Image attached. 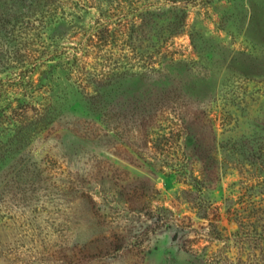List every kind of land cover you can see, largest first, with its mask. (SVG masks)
<instances>
[{
    "label": "rangeland",
    "instance_id": "374dc122",
    "mask_svg": "<svg viewBox=\"0 0 264 264\" xmlns=\"http://www.w3.org/2000/svg\"><path fill=\"white\" fill-rule=\"evenodd\" d=\"M169 11L186 15L185 32L166 36L177 62L118 92L134 102L178 86L189 105L147 103L157 118L141 134L94 124L60 54L98 18L131 26ZM11 12L25 18L18 38L0 28V264H264V0H42ZM126 35L87 50L91 72L159 58ZM187 162L193 174L160 173Z\"/></svg>",
    "mask_w": 264,
    "mask_h": 264
},
{
    "label": "trees",
    "instance_id": "16d2710c",
    "mask_svg": "<svg viewBox=\"0 0 264 264\" xmlns=\"http://www.w3.org/2000/svg\"><path fill=\"white\" fill-rule=\"evenodd\" d=\"M41 1L42 0H0V28L4 30L7 35L10 36V34H14L18 38L19 35L17 36V34H20L21 32L16 30V26L19 23L22 24V22L17 19H24L25 16L18 13H12L11 11L14 10V6L16 7L17 5V7L23 8L38 7V4H40ZM28 2H31V4H28ZM10 3H12V7H10ZM169 13H171V15L168 19L165 18L164 15L167 14L164 12L144 13L140 18V23H132L131 26L124 23L127 19H123L121 24L114 26L115 23H109L108 19L101 20V18H98L93 24H91L81 40L76 44L77 47L74 49L69 48V50H73L72 52L60 54V68L65 76L64 79L81 95L82 101L84 102L85 112L87 114L86 117H90L89 120L93 121L94 124L98 122L101 123L106 127L108 132L116 131L119 126L124 128V131H129V129H132L134 126V129L141 134L144 131L148 132L149 128L152 126V119L157 118L155 116L156 113H151L150 110L147 109V106H150L148 105L149 103H156V105L162 107L176 102H183V104L189 105L190 100L188 96L185 95L178 86L164 87L158 92L155 90H151L148 93L146 92L142 99L133 100L138 107H140L138 104L145 101L144 108L140 110L139 115L134 113V111H131L136 107V104L132 102V99L126 97L124 93L121 92V94L118 92V88H120L119 85L124 81L134 79L135 77H139L140 79H143L144 77L157 82L156 77L159 74L162 75L177 62L174 57H168V55L164 54L167 41L166 36H169V38L177 37L185 32L187 26L185 21L186 15H176L175 12L171 11H169ZM13 17L16 18V22L18 23H13L11 20ZM9 27H12V29H9ZM134 32L137 33V36H141L140 42H147L145 49L149 50L153 47L156 48L159 60L155 59L154 56L148 58L145 57V55H141L142 60H144V58L146 59L144 60L143 69L137 70L138 72H134L128 67L122 71L114 70L113 74L99 73L95 75V73L91 72V65L84 60L88 53V49L100 45L98 43L102 44V49L108 48L110 42L115 43V41H117V34L121 33V35H125L124 37L127 36L126 33L130 34L129 38L132 39V34ZM151 39L155 42V45H150ZM154 59L156 61H153ZM29 66H33L32 62H29ZM74 74L82 76L81 79L74 81V79H72L76 78ZM138 101L141 103H138ZM115 106L117 107L116 109ZM113 110L117 111V114L114 116H112ZM131 112H133L132 117L129 116ZM188 114L190 115L192 113ZM42 117L43 118L40 121L46 119V114L44 116L42 115ZM115 117H117V119H115ZM180 129H184L185 131H183L185 133L188 132L186 122L180 124ZM79 130L83 131V133H81L83 137L91 134L89 133L91 132L89 131L90 127H83ZM143 136L145 137L144 142L148 144L149 133L144 134L141 137ZM184 156L191 161V164L197 162L198 159H196V157L200 158V155L198 154H184ZM159 157L161 158L162 156L159 154ZM152 159L156 160L155 157ZM178 166L180 165L164 164L160 173L165 174V169L169 170L168 172L170 175H176L177 173L187 174V172L193 174L194 172V169H188L190 166L189 162L183 167ZM200 172L202 173V171ZM219 238L220 237H216V239Z\"/></svg>",
    "mask_w": 264,
    "mask_h": 264
}]
</instances>
